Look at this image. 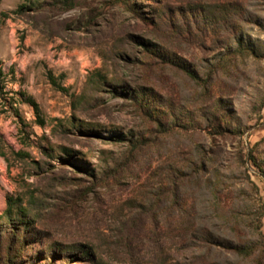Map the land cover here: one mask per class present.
<instances>
[{"label": "rangeland", "instance_id": "rangeland-1", "mask_svg": "<svg viewBox=\"0 0 264 264\" xmlns=\"http://www.w3.org/2000/svg\"><path fill=\"white\" fill-rule=\"evenodd\" d=\"M35 1L0 0V216L26 207L24 263L264 264V0Z\"/></svg>", "mask_w": 264, "mask_h": 264}, {"label": "trees", "instance_id": "trees-1", "mask_svg": "<svg viewBox=\"0 0 264 264\" xmlns=\"http://www.w3.org/2000/svg\"><path fill=\"white\" fill-rule=\"evenodd\" d=\"M55 1L66 5L65 7L67 8L74 6V0H52L53 3ZM38 3L39 0L35 1V3H33V6L38 5ZM139 5L141 6L140 3ZM234 40L237 45L236 48H234L235 51L236 52L244 51L241 39L237 37ZM149 44H151L152 46H157V47L159 46L153 43H149ZM146 47L147 49H150V47L147 44ZM192 77L196 78V76L194 75H192ZM3 83H4V74L2 69L0 68V90L3 89ZM115 87L116 90L117 89L121 90L120 93H122V90L127 89V92L123 93V95H125L126 99H130L131 100L130 103L133 106H135L136 109L144 113L145 116L149 118L157 117V119L163 117L164 112H162V110L156 106V102L152 100L151 94L148 89L146 90L145 88L144 89L142 88L143 91H134L133 89H130V86H128L127 84H124L122 87H117V86ZM113 92H115V90H113ZM157 119L155 120L158 123H161V121ZM139 142H140L139 139H136L134 141L130 140L129 149L133 150L137 148L139 146L138 144ZM0 151H1L0 153H2L3 155L4 152L2 150ZM2 218H4L5 220L4 228H7L5 229L4 232H8L6 244L4 246V249L6 250L5 260L8 262V264H31V263L33 264V262H35L36 264V259L35 258L33 259V257H30L26 263H24L25 261L22 258L24 247L31 248L33 240L36 239L38 235L35 231L34 232L32 231L33 222L28 217L26 207L22 206L21 204H18L15 200H13V198H9L8 207L0 216V219ZM6 224L9 226H6ZM85 253L86 252L82 250L78 251L79 256H83V254ZM38 254H41V252H39ZM67 254L75 255L76 253L68 249H62L61 258L65 255L67 259ZM39 261L42 262L43 260L41 259ZM92 264H100V263H92Z\"/></svg>", "mask_w": 264, "mask_h": 264}]
</instances>
